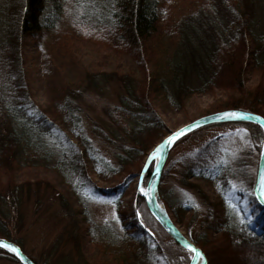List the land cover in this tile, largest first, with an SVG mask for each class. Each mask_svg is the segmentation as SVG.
I'll use <instances>...</instances> for the list:
<instances>
[{
    "label": "trees",
    "instance_id": "16d2710c",
    "mask_svg": "<svg viewBox=\"0 0 264 264\" xmlns=\"http://www.w3.org/2000/svg\"><path fill=\"white\" fill-rule=\"evenodd\" d=\"M182 1L186 4L178 6L180 16L174 19L173 6L166 0H0V238L16 242L10 208L23 185L31 182L30 178L17 181L31 167L21 160V151L26 152L28 146L45 154L53 149L64 150L77 173L79 188H87L97 199L115 205L123 223L120 199L134 176L140 177L145 162L138 167L141 160H146L171 132L155 108L156 95L166 96L180 108L189 97L220 91L221 98L204 116L241 110L264 118V27L256 22L258 0ZM65 18L68 27L58 30ZM49 33V45H44ZM81 43L107 57L126 60L130 68L119 73L108 70V66L92 71L86 68L77 73L83 77L75 87L63 68L75 60ZM30 46L41 67L37 82L46 97L44 104L34 96L27 68ZM161 50L165 52L159 60L155 55ZM252 73L256 75L253 84L249 81ZM98 77H114L124 91L118 104L106 110L109 120L126 137L122 145H117L115 164L100 155L82 124L81 94L96 88ZM242 124L254 127L264 137L259 125ZM92 132L113 142L97 126ZM262 143L256 146L258 153ZM91 161H99L102 180L114 181L122 174L124 179L108 188L96 185L89 178ZM153 165L144 174L143 184H147ZM163 176L164 171L161 180ZM256 177H250L241 162L221 160L189 167L183 180H213L222 197L230 194L237 204L245 193H254ZM42 181L46 179H35L37 183ZM158 189L159 202L168 214L172 213L174 217L170 218H175V223H181L180 210L169 192L163 194ZM130 205L128 214L133 228L137 226L136 232L125 234L121 240L135 250L126 248L122 256L105 264H189L191 252L176 243L155 220L139 190L133 193ZM253 205V212L259 213L255 220L259 231L242 224L241 215L234 218L226 209H220L219 203L211 204L207 217L212 221L206 232L192 239L203 252L206 264H264V206L256 199ZM0 253L22 264L3 248Z\"/></svg>",
    "mask_w": 264,
    "mask_h": 264
},
{
    "label": "rangeland",
    "instance_id": "374dc122",
    "mask_svg": "<svg viewBox=\"0 0 264 264\" xmlns=\"http://www.w3.org/2000/svg\"><path fill=\"white\" fill-rule=\"evenodd\" d=\"M166 1L173 6L172 18L180 16L178 6H184L186 3L182 0V2ZM68 6V4L65 5V11ZM256 8V22L264 27V0H258ZM59 24L60 29L58 30H65L68 27L67 18ZM51 35L49 33L44 45H49ZM164 52L161 50L160 54L155 56L160 60ZM125 61L107 57L104 53L100 54L81 43L76 48L75 60L71 63L74 69L72 70L71 65L68 67L66 64L63 70L67 73L68 81L77 87L80 83L79 77H83L77 73L83 72L86 68L92 71L95 70L94 68L100 69L108 66L107 69L112 72L118 71L119 73L121 70L125 72L130 68L129 63ZM74 62L77 64L74 65ZM27 68L31 77L29 78L33 80L31 83L37 102L46 103L44 92L37 82V74L39 75L41 67L32 46L29 47L27 53ZM255 79V73L250 74L251 84L256 82ZM192 80L194 81L195 77ZM96 83H98L96 88H90L81 94L82 99L79 101V106L82 109V124L85 135L100 155L115 164L117 145H122L126 137L109 120L106 110L118 104L119 97L124 91L121 83L114 77L111 79L98 77ZM219 98H221L220 91L196 95L187 98L182 107L177 108L166 96L156 95L155 108L171 131L163 140L184 125L204 116L212 103ZM242 123L246 122H228L205 127L183 139L169 152L163 168L164 176L162 180L160 179L158 188L163 194L169 192L174 206L180 210L178 217L181 223L177 224L174 222L175 218L171 219L191 241L206 232L209 222L212 221L207 217L212 209L211 204L217 203L220 209H226L227 213L234 218H239L241 215L242 224L259 231V225L255 224L259 213L253 212V201L256 197L252 191L245 193L244 197L235 204L230 194L226 198L222 197L213 180L199 178L183 180L189 167L216 163L221 160L233 164L241 162L249 176L256 177L261 155L256 146L263 141V138L254 127ZM94 126L103 130L113 142H107L95 136L92 132ZM68 128L66 130H69ZM48 146L52 145L49 143ZM43 148L46 149V147ZM25 150L26 152L21 151L23 154L21 160L31 167L19 175L17 181L21 183L30 178L31 182L28 185L24 184L21 192L16 195L10 213L14 218L13 231L16 242L13 243L17 244L29 258L39 264H85V262L105 264L109 260L119 258L118 255L120 256L126 248L131 247L127 246L121 238L129 232H136L137 226L133 228V222L128 213L133 193L141 187H146L141 176L139 178L134 176L133 182L127 187L126 194L120 199V208L126 218L123 216L124 222L122 223L115 205L107 200L97 199L87 188L81 186L79 188L77 173L71 167L69 158L65 157L64 150L53 149L49 152L50 154H45L44 151L33 146H28ZM154 150L149 153L147 159ZM147 159H140L138 167L143 164V161H145L143 164L145 166ZM156 159L157 156L154 160ZM151 163L146 165V171ZM98 167L99 161L90 162L89 178L102 188L117 186L125 177L122 174L115 177L114 181H104L98 173ZM135 167L134 171H137V166ZM37 176L46 179V182H35ZM187 184L191 185L186 186ZM158 194L159 191L157 196ZM159 204L165 208L162 202ZM168 215L174 217L172 213ZM216 236L217 234H213V237ZM218 238L219 236L216 237ZM131 248L134 252V247ZM0 264H18V262L11 255L0 253ZM141 264L156 263L150 261Z\"/></svg>",
    "mask_w": 264,
    "mask_h": 264
},
{
    "label": "water",
    "instance_id": "95a60500",
    "mask_svg": "<svg viewBox=\"0 0 264 264\" xmlns=\"http://www.w3.org/2000/svg\"><path fill=\"white\" fill-rule=\"evenodd\" d=\"M225 113L229 115H224ZM233 113H236L238 115H232ZM220 122H249V123H253V124H257L261 126L264 130V118H262L261 116L249 113V112L241 111V110H226L222 112H217L214 114L202 116L184 125L183 127L178 129L183 132V135H179L174 141L171 142L170 146L165 144L163 147V152L159 153V157L155 163L154 169L149 177V180L145 188L146 190H148L147 194H145L144 192H141L142 196L144 197L146 201L147 208L149 212L151 213V215L155 218V220L174 239L176 243H178L179 245L186 248L192 253L189 264H199L200 259H202V264H206L205 256L203 252L201 251V249L198 248L195 245V243H193L188 237H186L181 232L178 226L169 217V215L165 211V208L159 204L157 200L158 186H159V182L162 176L164 164L174 144L183 136L195 130L200 129L201 127L208 126V125L215 124V123H220ZM178 130H176L169 136H172L174 133H177ZM166 138L162 142H164ZM162 142L159 145H161ZM149 163L150 161L148 159L147 165ZM262 177H264V145H263L262 153H261L260 160H259L256 185H255V190H254L255 197L257 198L258 202L262 206H264V180H262ZM0 241H3L7 243L8 245H11L17 250L14 252L12 251V248L4 247L3 244H0V248H3L7 250L8 252L14 254L22 264H35V262L31 258H29L17 244L11 241H8L6 239H3V238H0ZM193 249H196L198 251H193Z\"/></svg>",
    "mask_w": 264,
    "mask_h": 264
},
{
    "label": "snow or ice",
    "instance_id": "6c2138e0",
    "mask_svg": "<svg viewBox=\"0 0 264 264\" xmlns=\"http://www.w3.org/2000/svg\"><path fill=\"white\" fill-rule=\"evenodd\" d=\"M224 115H229L227 113H225ZM232 115H238L236 113H233ZM187 127V126H185ZM179 135H183V132L178 130L177 133H174L172 136H169L166 138V140L164 142H162L161 145H157L156 150H154L149 157V161H152L155 159V157L157 156L158 153H162L163 152V147L165 144L169 145L171 144L172 141H174ZM262 180H264V177H262ZM141 192H144L145 194H147L148 190L144 189L143 187L140 188ZM0 244H3L4 247H9L12 248V251H17L14 247H12L11 245H8L7 243L0 241ZM193 251H198L196 249H193Z\"/></svg>",
    "mask_w": 264,
    "mask_h": 264
},
{
    "label": "bare ground",
    "instance_id": "6f19581e",
    "mask_svg": "<svg viewBox=\"0 0 264 264\" xmlns=\"http://www.w3.org/2000/svg\"><path fill=\"white\" fill-rule=\"evenodd\" d=\"M174 147H175V146H174ZM174 147H173V148H174ZM173 148H172V149H173ZM172 149H171V151H172ZM171 151H170V152H171ZM158 157H159V154L157 155V158H158ZM145 173H146V171H145L143 174H145ZM199 264H202V259H200Z\"/></svg>",
    "mask_w": 264,
    "mask_h": 264
}]
</instances>
